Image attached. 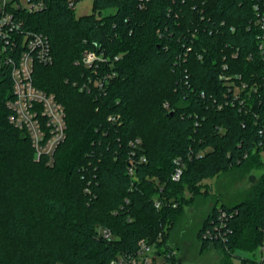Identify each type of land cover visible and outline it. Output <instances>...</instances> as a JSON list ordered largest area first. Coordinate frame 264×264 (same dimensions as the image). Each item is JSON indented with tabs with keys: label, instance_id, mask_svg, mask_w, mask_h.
<instances>
[{
	"label": "trees",
	"instance_id": "16d2710c",
	"mask_svg": "<svg viewBox=\"0 0 264 264\" xmlns=\"http://www.w3.org/2000/svg\"><path fill=\"white\" fill-rule=\"evenodd\" d=\"M41 1L6 8L51 41L34 83L65 106L67 136L51 163L36 159L8 120L1 66L0 264H115L142 238L169 247L186 187L198 194L219 172L263 164L264 0H95L79 17L77 0ZM86 51L100 58L87 65ZM198 237L223 251L222 264L236 249L251 264L264 244V173L248 199L214 203Z\"/></svg>",
	"mask_w": 264,
	"mask_h": 264
},
{
	"label": "built area",
	"instance_id": "2783aa9c",
	"mask_svg": "<svg viewBox=\"0 0 264 264\" xmlns=\"http://www.w3.org/2000/svg\"><path fill=\"white\" fill-rule=\"evenodd\" d=\"M9 1L11 0H0V67L7 66L12 79V93L7 100L10 111L8 120L13 126L26 132L35 150L36 159L47 157L48 162L51 163L57 147L67 136L66 109L54 93H49L34 83L36 63H50L53 60L51 41L48 35L42 32L24 28L23 21L15 18L6 8ZM15 5L23 4L15 2ZM74 5L75 3L71 1L70 6L74 7ZM23 6L33 12L42 9L44 2L28 1ZM260 20L264 29V15L260 16ZM260 48L264 52L263 42L260 43ZM99 58L100 55L94 51H86L83 55L84 63L87 65H92ZM97 83L102 85L101 81ZM245 87L246 85H243L242 89ZM130 169L132 170L133 166ZM182 171V166H178L173 173V179H180ZM218 215L220 224L217 226H220L224 224L227 211L220 209ZM103 233L106 237H110L111 230L106 228ZM203 235L212 237L213 232L207 228ZM159 239L162 240L161 237ZM174 257L180 258L178 248H158L142 238L135 253L119 255L114 262L115 264H173ZM253 258L251 264H264V244L259 246ZM181 262L188 264L183 260Z\"/></svg>",
	"mask_w": 264,
	"mask_h": 264
},
{
	"label": "rangeland",
	"instance_id": "374dc122",
	"mask_svg": "<svg viewBox=\"0 0 264 264\" xmlns=\"http://www.w3.org/2000/svg\"><path fill=\"white\" fill-rule=\"evenodd\" d=\"M20 2L25 5L28 0ZM94 2L95 0H77L74 5L75 15L79 17L92 13ZM111 10L113 9H105L103 13ZM262 157V165L234 166L203 180L201 189H197L198 194L186 187L184 195L189 202L184 206L177 225L170 230L171 240L167 248H178L179 256L188 264H222L225 257L223 251L214 246L201 248L198 231L214 203L218 206L223 203L235 205L253 194L264 173V152ZM236 254L227 264H243L241 257L249 256L248 252L241 249H236ZM252 254L256 255L254 252Z\"/></svg>",
	"mask_w": 264,
	"mask_h": 264
}]
</instances>
